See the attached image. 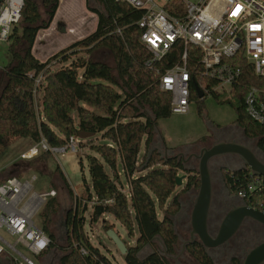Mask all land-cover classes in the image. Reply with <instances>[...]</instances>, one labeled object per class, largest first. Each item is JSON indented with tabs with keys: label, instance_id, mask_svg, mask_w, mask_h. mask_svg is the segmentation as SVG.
<instances>
[{
	"label": "trees",
	"instance_id": "trees-1",
	"mask_svg": "<svg viewBox=\"0 0 264 264\" xmlns=\"http://www.w3.org/2000/svg\"><path fill=\"white\" fill-rule=\"evenodd\" d=\"M97 1L101 9L90 6L86 0L87 8L97 16L95 29L41 60L33 48L40 31L51 26L60 0H41L43 12L37 0H24L21 19L12 26L6 42L9 59L0 65V155L21 138L35 142L45 139L49 145L62 146L71 135L77 136L79 130L101 134L107 143L90 142V148L97 155L89 156L94 194L88 188L86 203L77 199L67 210V235L63 244L57 242L50 230L60 202L56 195L47 197L38 215L51 243L48 250L37 257L58 247L59 264H113L85 231L87 201H91L90 222L100 223L105 232L114 229L108 216L119 221L130 236H135L137 227L139 236L135 244H126L125 264H171L155 238L162 239L168 254L176 252L178 236L173 216L180 209V194L174 193L184 166L175 158H161L156 150L149 152V147L157 121L173 114L171 95L160 88L159 78L180 61L183 45L176 42L160 61L146 66L151 53L141 41L142 29L137 24L143 11L123 1ZM173 6L167 7L169 12L179 15ZM101 48L111 53L114 65L92 57L93 52ZM188 50L192 77L199 84L204 81L213 84L214 81L204 79L201 74L199 49L189 46ZM241 66V79L231 92L236 101L234 123L264 147V123L253 120L245 110V96L250 87L261 88L264 99V78L255 74L251 63L244 61ZM40 75L43 82L36 86ZM212 96L219 102H231L230 98L221 100L216 92ZM191 99L198 103L203 101L194 91ZM74 111H77V121ZM199 112L202 113L201 108ZM201 141H207V137ZM49 155L52 154L44 151L28 161L35 164L37 159ZM119 159L128 179V193L120 177ZM136 173L139 175L135 176ZM250 174L248 168L235 171L234 176L225 175L230 189L238 193L251 179ZM7 177L0 178V182ZM61 177L65 191L73 195L62 172ZM199 184L198 173L188 172L187 189H198ZM246 201L255 206L250 198ZM158 211L163 212L162 217ZM83 248L86 254L81 253ZM147 248L151 251L143 257L142 252ZM187 251L200 264H216L199 241L189 244Z\"/></svg>",
	"mask_w": 264,
	"mask_h": 264
},
{
	"label": "built area",
	"instance_id": "built-area-1",
	"mask_svg": "<svg viewBox=\"0 0 264 264\" xmlns=\"http://www.w3.org/2000/svg\"><path fill=\"white\" fill-rule=\"evenodd\" d=\"M141 9L143 15L137 22L142 29L141 41L150 51L146 66L160 61L176 42H181L183 52L180 61L167 68L159 78V86L171 95L172 113L186 114L191 107L192 91L196 93L193 77L188 67L189 46L200 52L201 74L210 82L199 84L206 95L233 91L242 76L241 62L253 66L257 76L264 78V0H165L160 6L155 0H118ZM175 3V4H174ZM179 11L169 12L168 6ZM24 0H3L0 4V43L8 41L12 26L21 19ZM120 31V30H118ZM43 76L36 79V86ZM261 88L250 87L245 96L246 113L256 122L264 123V99ZM78 136L71 135L62 146L49 145L45 139L21 154L24 160L35 158L41 152L52 155L68 150L77 151ZM251 179L238 191L242 198H250L255 208L264 211V176L250 174ZM31 180H21L12 175L0 182V227L17 236L14 244L0 236V253L11 250L19 257L12 258L16 264H35L32 258L17 249L22 243L32 254L38 256L48 250L49 235L33 218L37 208L47 197L56 195L55 189L42 193L33 192ZM38 201V203H36ZM82 254L86 250L81 249Z\"/></svg>",
	"mask_w": 264,
	"mask_h": 264
},
{
	"label": "rangeland",
	"instance_id": "rangeland-1",
	"mask_svg": "<svg viewBox=\"0 0 264 264\" xmlns=\"http://www.w3.org/2000/svg\"><path fill=\"white\" fill-rule=\"evenodd\" d=\"M40 9L43 12V7L41 0H37ZM73 1V0H72ZM77 1V0H76ZM197 2L199 0H185ZM80 4H76V7L72 9L70 0H61L57 15L64 17L68 20L74 21V23H80L81 18L89 16L91 11L87 8L86 2L85 7L82 0H78ZM157 4L163 6L166 2L165 0H155ZM82 6V10L80 8ZM89 5L92 7L100 8L97 0H89ZM96 16V15H95ZM86 26H89L90 21L86 20ZM57 36V34L55 33ZM67 39L70 37L68 33L62 34ZM57 37H60L58 34ZM53 41L55 39H52ZM56 41V40H55ZM8 43H0V65L7 63L9 55L7 52ZM50 48V47H49ZM54 48V49H53ZM50 48L49 52L55 50V46ZM85 57L87 55L81 54ZM92 57L94 59L103 60L111 65H114V61L111 53L106 49H97L93 52ZM221 100L229 99L227 102H219L211 94L205 96L201 103L195 100L191 101L190 111L186 114L173 113L169 118H162L157 121L155 135L150 143L149 152L155 150L157 144H161V149L164 145L174 153L184 154L185 159L193 151H198L200 148L206 146L207 141H201L202 138L207 137L210 134L212 125L219 126H230L232 125L236 118V108L234 97L229 94V92H224L219 94ZM82 105H86L82 103ZM202 109V113L199 109ZM73 117L77 120V111L73 112ZM93 141L96 144L107 143L108 140L103 138L101 134H96L95 136L88 139L77 138V151L68 150L63 153H58L57 155H49L44 159L36 160L30 162L24 160L21 157L23 152H26L28 148L37 144L31 138H21L14 144H12L8 149H6L0 155V169L12 167L18 164L19 171L21 173L20 179L31 178L36 175V179L33 181L34 191L36 193H41L43 191H48L54 188L56 191V198L59 200V209L57 213L52 217L50 224V230L55 234L57 242L63 244L66 241L67 230L65 227V215L67 210L74 206L77 199L81 201L82 204L86 203L88 196L87 189L94 194L92 179L89 172V156H97L96 153L90 148V142ZM164 143V145H163ZM252 144L259 146V140L252 138ZM141 153H144V145L142 146ZM161 158H166L168 154H163L159 152ZM59 167V170L57 169ZM118 167L120 170V177L124 185V191L129 192L128 179L123 172V165L121 159L118 161ZM185 168L189 169L190 164H185ZM196 171V169L194 170ZM61 172L67 178L69 184L73 189V195H70L65 191V185L61 177ZM225 174V171L223 172ZM187 174L188 171L180 170L179 175ZM20 175V174H19ZM139 174L136 173L135 176ZM187 179L183 180L182 186H177L174 195L180 192V189L185 186ZM197 194V190H196ZM181 197V196H180ZM180 199H183L182 197ZM42 202L41 204H44ZM88 212L86 213L85 231L89 235L90 239L94 244L99 246L102 253L106 255L113 264H125L124 254L117 248L116 244L107 236L106 232L103 230L100 223L91 224L90 222V211H91V201H87ZM43 206V205H42ZM160 217H162L163 212L158 211ZM109 220L114 224V230L120 236L121 240L127 245H134L136 239L139 236L138 229H135V236H130L127 229L115 218L108 216ZM34 222L38 226H42L41 218L36 214L33 218ZM183 233V232H181ZM0 236H2L6 241L14 244L17 240V236L11 235L6 228L0 227ZM187 235H185L186 237ZM1 242V241H0ZM161 245V244H160ZM162 247V246H161ZM17 249L23 254L33 259L35 264H59V258L61 252L58 247L50 249L47 253L40 257L32 254L22 243H17ZM151 249H144L142 256H146L150 253ZM6 254L12 258L19 257L16 252L7 250ZM168 259V258H167ZM171 264H199L194 260L189 253L186 251L184 257L178 256L176 261L170 260ZM12 264H14L12 262Z\"/></svg>",
	"mask_w": 264,
	"mask_h": 264
},
{
	"label": "flooded vegetation",
	"instance_id": "flooded-vegetation-1",
	"mask_svg": "<svg viewBox=\"0 0 264 264\" xmlns=\"http://www.w3.org/2000/svg\"><path fill=\"white\" fill-rule=\"evenodd\" d=\"M222 142L243 144L249 147L264 162V147L253 145L252 138L248 137L244 130L235 123L230 126L212 128L210 134L207 136V144L202 148L210 149L214 145ZM161 147V144H157L154 148L157 152L162 153L163 151V154L166 153L165 148L162 150ZM202 148L190 153L188 159H185L184 154L174 152H168L167 157L177 159L184 167L185 164H190L189 169H196L197 172L200 156L204 154ZM209 166L213 177V198L208 219V232L215 242L223 233L224 222L227 216L235 215L238 217L243 213L245 205L254 209L257 208L249 205L245 198L240 197L228 185L226 173L229 176H234L235 171L248 169L239 155L226 154L214 157L210 160ZM224 171L225 174L223 173ZM196 190L195 188L187 189L186 185L180 189L179 194L183 199H180L179 211L173 216L175 230L178 236V247L173 254H168L167 251L163 253L170 260L176 261L178 256L184 257L187 251L188 245L185 249L184 245L191 239L192 212L197 195ZM185 235L187 236L185 237ZM196 241H199L197 237ZM263 245L264 224L244 215L232 235L226 240H222L221 243L205 250L216 264H232L236 260L239 264H244L248 255L257 247ZM261 264H264V261Z\"/></svg>",
	"mask_w": 264,
	"mask_h": 264
},
{
	"label": "water",
	"instance_id": "water-1",
	"mask_svg": "<svg viewBox=\"0 0 264 264\" xmlns=\"http://www.w3.org/2000/svg\"><path fill=\"white\" fill-rule=\"evenodd\" d=\"M3 0H0V4ZM195 90L198 97H203V91L201 90L199 84L194 82ZM77 136L81 139H88L95 136V132L79 130ZM164 145V143H163ZM167 154L170 150L164 145ZM204 154L200 156V162L198 165V176H199V187L197 189V195L195 199L194 210L192 212V231L191 239L187 241L184 245V249L187 245L193 243L197 240L201 242L205 249L212 247L222 240H226L233 232L236 230L242 216L247 215L261 223L264 224V211L254 209L248 205L244 206V211L238 217L235 215H229L226 217L224 222L223 233L220 235L217 241L214 242L213 238L208 232V219L210 208L213 198V177L210 170L209 162L212 158L226 155V154H236L239 155L244 162V165L248 167L253 175L264 176V162H262L257 155L247 146L235 142H222L214 145L212 148H202ZM172 153V151H171ZM167 159V156H166ZM184 171H193V169H182ZM188 175L183 174L177 177V186L183 185V180L187 179ZM107 236L116 244L117 248L125 254L127 252V245L124 243L120 236L116 233L114 229L106 231ZM159 241L164 251L166 247L162 239L157 236L155 238ZM264 261V245L257 247L249 255L244 264H261Z\"/></svg>",
	"mask_w": 264,
	"mask_h": 264
},
{
	"label": "crops",
	"instance_id": "crops-1",
	"mask_svg": "<svg viewBox=\"0 0 264 264\" xmlns=\"http://www.w3.org/2000/svg\"><path fill=\"white\" fill-rule=\"evenodd\" d=\"M84 1L86 2V0H82L83 3H84ZM70 3H71L72 9H74L76 7V4H80L78 2V0L77 1L76 0H73V1L70 0ZM60 4H61V0H60ZM84 7H85V3H84ZM80 8L82 10L81 5H80ZM95 15L96 14L91 12L89 14V16L81 18L80 23H74V21L68 20V19L61 17V16H58L56 13V16H55L51 26L47 30L40 31L38 38L36 40V43L34 45V48H33L34 54L39 59L45 60L49 56H51L53 53H55L56 51L67 46L72 41L79 39V38H82L83 36L87 35L91 31H93L96 27L97 16H95ZM85 18H87L86 20L90 21L89 26H86ZM55 33L57 34V36H58V34H60V37H57L55 35ZM66 33H68L70 35V37L68 39L64 35H62V34H66ZM52 39H55L56 41L55 40L53 41ZM54 46H55V50H53L52 52H49L50 48L51 47L53 48ZM218 126L219 125H212V128H215ZM32 147L33 146L28 148L27 151L29 149H31ZM168 149L170 150L169 151L170 153H171V151L174 152V150H171L170 148H168ZM168 158H171V157L168 156L167 159ZM11 175H15L18 177L21 176L18 164H15L12 167L9 166L7 168L0 169V178L3 179L5 177L11 176ZM34 176H36V175H34ZM24 180H30V178L25 177ZM32 191L35 192L34 187H33ZM43 192H46V191H43ZM36 203H38V201H36ZM42 205L43 204H41L37 208L35 215L38 214ZM12 262H13L12 257L8 256V254H6V252L0 253V264H12Z\"/></svg>",
	"mask_w": 264,
	"mask_h": 264
}]
</instances>
